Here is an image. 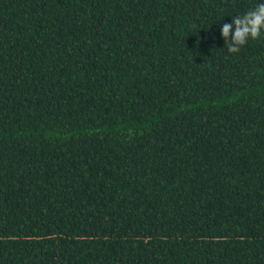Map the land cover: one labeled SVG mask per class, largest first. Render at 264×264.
<instances>
[{
  "label": "trees",
  "instance_id": "16d2710c",
  "mask_svg": "<svg viewBox=\"0 0 264 264\" xmlns=\"http://www.w3.org/2000/svg\"><path fill=\"white\" fill-rule=\"evenodd\" d=\"M264 0H0V264H264Z\"/></svg>",
  "mask_w": 264,
  "mask_h": 264
},
{
  "label": "clouds",
  "instance_id": "9594fccd",
  "mask_svg": "<svg viewBox=\"0 0 264 264\" xmlns=\"http://www.w3.org/2000/svg\"><path fill=\"white\" fill-rule=\"evenodd\" d=\"M221 36L231 54L239 53L249 40H259L264 36V2L242 15L233 16L232 23H224Z\"/></svg>",
  "mask_w": 264,
  "mask_h": 264
}]
</instances>
